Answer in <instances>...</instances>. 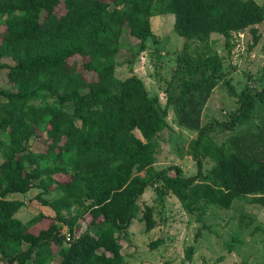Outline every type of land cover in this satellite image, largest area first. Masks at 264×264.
Wrapping results in <instances>:
<instances>
[{"label":"trees","instance_id":"16d2710c","mask_svg":"<svg viewBox=\"0 0 264 264\" xmlns=\"http://www.w3.org/2000/svg\"><path fill=\"white\" fill-rule=\"evenodd\" d=\"M167 13L186 41L164 105L142 77L121 79L116 70L124 32L142 39L144 50L154 35L150 18ZM259 25L264 0H0V262L50 264L58 254L60 264H124L121 237L140 211L139 199L157 183L188 212L201 202L229 209L237 199L264 207V119L242 130L256 104L264 107V85L238 92L225 79L237 108L227 120H203L226 74L213 34L229 46L234 32L249 28L253 47L262 38ZM3 72L9 87L1 85ZM170 107L182 127L197 133L188 147L196 173L185 174L180 165L154 167ZM40 133H46V149L35 151L30 142ZM206 159L213 161L208 169ZM35 187V199L55 213L39 233L31 228L46 213L26 222L18 216L26 206L18 195ZM54 191L60 195L45 197ZM141 219L146 230L155 228V207L146 205ZM65 226L77 235L71 242ZM161 243L158 238L151 246Z\"/></svg>","mask_w":264,"mask_h":264},{"label":"rangeland","instance_id":"374dc122","mask_svg":"<svg viewBox=\"0 0 264 264\" xmlns=\"http://www.w3.org/2000/svg\"><path fill=\"white\" fill-rule=\"evenodd\" d=\"M63 9L64 5L61 4L59 10ZM150 19L154 35L146 40L144 50L140 49L142 39L128 31L124 32L116 73L121 79L136 73L144 79L151 93H159L160 100L165 105L166 87L172 85L176 58L186 40L175 30L173 13L154 15ZM258 27L262 32V38L253 47V33L249 28L234 32L229 46L226 45V38L223 35L213 34L212 38L216 40V46L224 59L226 74L204 108V122L213 118L227 120L231 111L238 106V97L229 93L224 83L225 79L229 80L238 92L245 88L263 87L264 27L262 25ZM4 28L2 25L1 29ZM74 59L81 62L80 57ZM3 61L15 63L11 58H4ZM88 73L89 79L96 77L93 72ZM1 85L3 87L11 85L5 72L1 73ZM72 108L71 103L67 104L68 110ZM263 110V105L257 103L254 119L244 121L242 130L256 129L258 123H263ZM167 120L170 126L159 134L160 147L154 167L161 170L170 165H180L185 174L196 173V163L188 154V147L197 133L178 123L172 107L168 111ZM240 129L238 127L234 131L224 132L219 138L224 140L232 133H238ZM137 133L140 135L138 131ZM45 137L46 133L34 136L30 142L31 148L35 151H44ZM212 164L211 159L205 160L206 169ZM56 177L60 180L70 179L64 174H57ZM38 192L39 189L35 187L25 195H18L26 202V206L18 213L23 221H28L40 211L48 215L31 228L35 233L48 226L55 215L52 209L35 199ZM59 195V191H54L45 197L55 198ZM139 204L140 211L137 217L128 232L121 237L124 245V264H264V207L259 204L237 199L228 209L216 204L204 206L201 202L193 212H188L178 197L162 183L149 186L139 199ZM146 205L155 207L156 227L149 231L146 230L145 221L141 219ZM91 219L90 216L85 219L79 234L86 230ZM63 231L69 232V228L65 226ZM158 238L162 239V243L158 247H152L151 242ZM191 245L194 247L193 257L189 259L187 249ZM60 261L61 257L57 254L50 264H60Z\"/></svg>","mask_w":264,"mask_h":264},{"label":"built area","instance_id":"2783aa9c","mask_svg":"<svg viewBox=\"0 0 264 264\" xmlns=\"http://www.w3.org/2000/svg\"><path fill=\"white\" fill-rule=\"evenodd\" d=\"M64 232V234L66 235V241L67 242H71L77 235H72L70 232H65V231H63ZM0 264H2L1 262H0Z\"/></svg>","mask_w":264,"mask_h":264}]
</instances>
